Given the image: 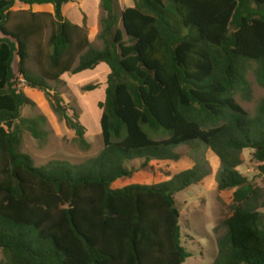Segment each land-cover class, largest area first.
<instances>
[{"label": "trees", "instance_id": "1", "mask_svg": "<svg viewBox=\"0 0 264 264\" xmlns=\"http://www.w3.org/2000/svg\"><path fill=\"white\" fill-rule=\"evenodd\" d=\"M100 1L102 49L64 17L71 0H0V264H185L176 195L208 168L196 162L166 182L113 186L153 161H180L177 149L196 144L221 164L218 190L234 191L213 264H264L260 195L239 171L251 150L264 175V100L254 117L236 100H252L251 71L264 88V0H134L122 11L117 0ZM17 3L54 14L14 11ZM102 64L110 71L98 105L102 151L79 165L37 167L21 151V131L45 144L46 119H21L34 102L18 83L44 93L88 150L79 113L68 114L51 83Z\"/></svg>", "mask_w": 264, "mask_h": 264}, {"label": "rangeland", "instance_id": "2", "mask_svg": "<svg viewBox=\"0 0 264 264\" xmlns=\"http://www.w3.org/2000/svg\"><path fill=\"white\" fill-rule=\"evenodd\" d=\"M120 10L134 3V0H117ZM46 12L54 14L52 6L29 7L17 3L14 11ZM64 17L73 24L85 26L88 37L97 49H102L103 42L98 39L101 31V18L103 12L100 0H71L63 8ZM50 31H47L42 40L43 46L47 45ZM32 54L35 47H32ZM16 59L14 69L17 71ZM34 70L37 66L33 64ZM100 67L94 71L84 72L79 75L66 74L62 82L51 83L52 93L57 92L68 109L79 113L81 123L87 129L86 139L90 144L88 150H83L76 142L75 132L65 121L59 119L52 111L46 95L40 91L28 88L22 81L18 83V90L29 97L34 105L21 109V119H35L40 116L46 121L42 129L46 132V143L33 138L31 133L22 129L21 151L33 158L37 167H42L53 161L69 162L79 165L97 156L103 149L100 118L101 110L98 105L106 97L107 72ZM249 81L253 89L252 100L246 101L239 95L237 102L247 111L250 117L256 115L260 103L264 100V88L258 86L254 73H249ZM97 86L95 91H86V87ZM20 121L16 122L18 126ZM182 158L178 162L153 161L147 171H138L132 178L117 181L113 188L121 189L128 185H152L169 181L175 175L193 168L196 162L205 165L209 174L199 185H193L176 195L177 207L180 211L181 243L191 255L185 264H213L217 254V238L223 235L226 228L224 222L232 215L234 202L233 190L220 192L218 190V176L221 171L219 160L205 146L196 144L195 147H181L177 149ZM253 151L243 153L244 164L239 168L240 173L258 190V210L264 214V175L259 170V164L252 159ZM139 161L131 165L139 168ZM0 250V262L4 261Z\"/></svg>", "mask_w": 264, "mask_h": 264}, {"label": "crops", "instance_id": "3", "mask_svg": "<svg viewBox=\"0 0 264 264\" xmlns=\"http://www.w3.org/2000/svg\"><path fill=\"white\" fill-rule=\"evenodd\" d=\"M135 6V4L133 3V4H131V5H129V6H127L126 8H133ZM39 7V6H38ZM124 10V9H123ZM80 26V25H79ZM105 67L106 68V72H107V75L109 74V68L105 65V64H102L101 66H99L98 68H100V67ZM97 70V69H96Z\"/></svg>", "mask_w": 264, "mask_h": 264}]
</instances>
